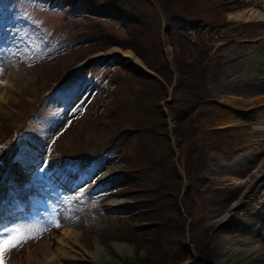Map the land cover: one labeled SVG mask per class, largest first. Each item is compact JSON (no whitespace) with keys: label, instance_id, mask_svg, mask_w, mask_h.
Segmentation results:
<instances>
[{"label":"rangeland","instance_id":"rangeland-1","mask_svg":"<svg viewBox=\"0 0 264 264\" xmlns=\"http://www.w3.org/2000/svg\"><path fill=\"white\" fill-rule=\"evenodd\" d=\"M154 1L164 30L149 0H0V184L6 172L34 188L32 207H8L6 192L0 202V236L31 237L4 264L69 228L80 243L61 264H104L85 252L99 246L117 264H264V251L218 249L253 196L226 168L245 126L214 125L227 111L252 124L264 105L223 91L264 46V26L232 14L264 13V0ZM49 215L68 220L55 227ZM247 226L263 248L264 221ZM58 244L49 240L52 253ZM42 253L16 264H41Z\"/></svg>","mask_w":264,"mask_h":264},{"label":"bare ground","instance_id":"bare-ground-1","mask_svg":"<svg viewBox=\"0 0 264 264\" xmlns=\"http://www.w3.org/2000/svg\"><path fill=\"white\" fill-rule=\"evenodd\" d=\"M232 17H234L235 20H238V21H243L244 19H247L248 21L249 20L255 21L260 26H264V13L258 10L241 11L234 15L232 14ZM257 47L259 48L257 51V56L255 57L256 60L255 61L253 60L254 63L250 65V67L252 66V69L248 72L249 74H245L246 75L245 80H243L242 82L240 80V84H238L236 88H233L231 90H229L230 88H228V89H224L223 91L231 93V94L235 92V94L238 93L239 95L242 94L244 96H249V97L253 95H259V96L264 95V46L261 44H258ZM128 55L133 59L135 63L141 64L140 61L134 56L133 53L128 52ZM235 69L236 67L233 65V70ZM5 89L4 91H6ZM257 108H259V106ZM260 108L261 109H258L255 115L256 119L253 121L252 124H248L244 116L236 113L235 111H227L224 117L217 119L214 123V125H216V128H224V127H229V126L237 127V126H242V125L245 126V127H242V130L240 131V138L238 139V143L233 149V159L231 160V164L227 165L226 168L230 167V169L228 170H231L229 172L234 177L246 176L245 181H243L244 183L242 185H239V184L238 185L242 187L245 186L246 187L245 191L251 192L253 196L250 200H246L247 201L246 205L250 204L249 205L250 207H249L248 212L243 215L242 221L238 224L239 225L238 229L233 232L235 235L224 239L218 245V249L222 251L228 250L231 252L237 251L240 255H243L246 257H252L253 260H258L261 253L264 251V245H263V248H261L260 245L262 243H260L261 241H259V239L256 238V235H257L256 231L252 229L250 230L247 226L248 219H253L255 221L259 220L261 222L264 221V218H262L263 213H264V105H262ZM224 158H227V155H225ZM5 173L6 172L2 173L3 175L2 180H3L4 185L0 184V198L2 197V199H0V202H3L6 200L4 199L3 196L4 194L7 193L11 196V200L14 199V201L12 202H21L22 203L21 205H23L22 208H25L28 206L32 207L31 204H28V205L26 204L29 200V196L32 197L33 191L31 190L34 188L31 186L33 184H28V185L19 184V183H22L21 178H20L18 179V181H16L18 182V186H12L8 182L6 183V181L4 180ZM48 173H47V177L49 178L48 180L49 184L51 183L54 187L59 186L62 180L59 177H56L54 175L48 176L50 174ZM104 177L105 175H102L101 178H104ZM113 203L116 204L115 200L113 201ZM11 204H15V203H11ZM16 205H19V204L16 203ZM65 217L55 220L53 216L49 215V220L55 227H59L61 224H64L68 220ZM1 220L2 218H0V222ZM54 237H55V231L51 230L48 233H46V237H42V239L40 240L42 242L38 244L39 248H35L34 246V249H36V252L42 251V248H43V253L41 255L42 260L40 259L41 264H61L60 263L61 261L67 260V256L70 253L69 250L73 249V246L79 245L80 243L78 242L79 234L76 233L75 230H72L70 228L63 229L61 234L59 235V238L57 236L55 238ZM56 238L58 239V242H59L58 245L60 246L57 247L54 253H52V251L49 249V240L51 241ZM124 247H125L124 245L123 246L121 245L120 248L122 249ZM21 252H24V256L27 262L28 260H33V261L37 260L36 252H34L30 247H24L23 250L19 251V254ZM85 252L87 253V255L91 256L96 261H100L101 259L104 264H117L118 263L116 258H114L111 254H109V252L103 250V248L100 246L97 247V249L94 252H91V253L88 251H85ZM19 254L16 257L18 260V261L16 260L17 263L20 260H22V258L24 259V256H22L21 254L19 255ZM16 261L12 263L16 264Z\"/></svg>","mask_w":264,"mask_h":264},{"label":"snow or ice","instance_id":"snow-or-ice-1","mask_svg":"<svg viewBox=\"0 0 264 264\" xmlns=\"http://www.w3.org/2000/svg\"><path fill=\"white\" fill-rule=\"evenodd\" d=\"M22 229H14L12 234L7 237L0 236V264H4V254L11 248L20 246L25 239L31 237H25L22 235Z\"/></svg>","mask_w":264,"mask_h":264},{"label":"water","instance_id":"water-1","mask_svg":"<svg viewBox=\"0 0 264 264\" xmlns=\"http://www.w3.org/2000/svg\"><path fill=\"white\" fill-rule=\"evenodd\" d=\"M149 1L154 5V8H155L156 12H157V14L159 15V17H160V19H161V27H160L161 30H164V22H163L162 14H161V11H160L158 5L156 4V2H155L154 0H149ZM162 54H163V56H164V58H165L166 63H167L168 66H169V69H170L172 72H175V69H174L172 63L170 62L169 58H168L167 55L165 54V51H164V50H162ZM95 59H96V58L89 59V60H87L84 64H82L81 66H82V67H83V66H86L90 61L95 60ZM78 67H80V66H78ZM78 67H77V68H78ZM144 71L147 72L148 74H150L151 76L155 77L154 74H152V73L149 72L148 70L144 69ZM170 89H171V87L169 88V91H170Z\"/></svg>","mask_w":264,"mask_h":264},{"label":"trees","instance_id":"trees-1","mask_svg":"<svg viewBox=\"0 0 264 264\" xmlns=\"http://www.w3.org/2000/svg\"><path fill=\"white\" fill-rule=\"evenodd\" d=\"M174 65L177 67V64L174 62Z\"/></svg>","mask_w":264,"mask_h":264}]
</instances>
